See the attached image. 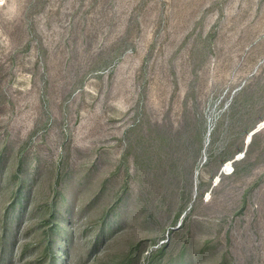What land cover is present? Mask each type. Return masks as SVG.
I'll use <instances>...</instances> for the list:
<instances>
[{
	"label": "rangeland",
	"instance_id": "1",
	"mask_svg": "<svg viewBox=\"0 0 264 264\" xmlns=\"http://www.w3.org/2000/svg\"><path fill=\"white\" fill-rule=\"evenodd\" d=\"M0 264H264V0H0Z\"/></svg>",
	"mask_w": 264,
	"mask_h": 264
}]
</instances>
